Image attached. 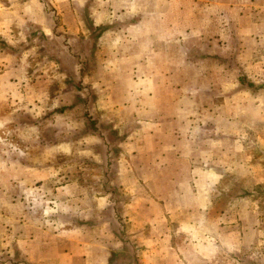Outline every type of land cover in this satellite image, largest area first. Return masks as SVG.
<instances>
[{
	"label": "rangeland",
	"instance_id": "obj_1",
	"mask_svg": "<svg viewBox=\"0 0 264 264\" xmlns=\"http://www.w3.org/2000/svg\"><path fill=\"white\" fill-rule=\"evenodd\" d=\"M263 181L264 0H0V264H264Z\"/></svg>",
	"mask_w": 264,
	"mask_h": 264
},
{
	"label": "crops",
	"instance_id": "obj_2",
	"mask_svg": "<svg viewBox=\"0 0 264 264\" xmlns=\"http://www.w3.org/2000/svg\"><path fill=\"white\" fill-rule=\"evenodd\" d=\"M170 11V10H169ZM144 12H142V14H143ZM146 13H149V12H146ZM145 17V16H144ZM144 17H140L138 20H136L135 22H134V24H133V26L136 28V27H139L140 26V28H142V29H144V27H148V23L150 24L151 23V21H148L147 19H144ZM147 18V17H146ZM146 22H145V21ZM144 21V22H143ZM147 25V26H146ZM147 31H145V33H146ZM151 35V34H150ZM171 38V37H170ZM176 38H178L177 40H179V36L178 37H176ZM187 38L188 37H185V38H183L182 39V37L180 38V41H184V40H187ZM175 39V38H174ZM193 55V56H192ZM201 56V58L202 59H206V58H211L212 56H209V55H204V54H202V55H199V54H197V55H194V54H192V53H190V52H188V54H187V58H186V61H188L189 63H193V62H195L194 60H197L198 59V57H200ZM192 57H194L193 59H192ZM217 57V56H216ZM213 58V57H212ZM133 59H135V58H133ZM143 75V74H142ZM180 85V84H179ZM182 85V84H181ZM263 187L264 186V181L263 182H260L259 184H257L256 185V187L258 188V187Z\"/></svg>",
	"mask_w": 264,
	"mask_h": 264
},
{
	"label": "trees",
	"instance_id": "obj_3",
	"mask_svg": "<svg viewBox=\"0 0 264 264\" xmlns=\"http://www.w3.org/2000/svg\"><path fill=\"white\" fill-rule=\"evenodd\" d=\"M102 30H103V29H99V33H100V35H101L102 32H103ZM99 33H98V34H99ZM84 72H85V71L81 70V74H80L81 77H83V75L85 74Z\"/></svg>",
	"mask_w": 264,
	"mask_h": 264
}]
</instances>
